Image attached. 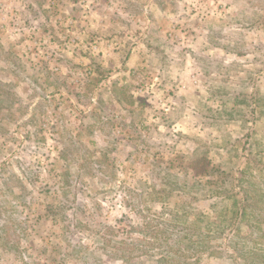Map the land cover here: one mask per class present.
<instances>
[{
  "label": "rangeland",
  "instance_id": "rangeland-1",
  "mask_svg": "<svg viewBox=\"0 0 264 264\" xmlns=\"http://www.w3.org/2000/svg\"><path fill=\"white\" fill-rule=\"evenodd\" d=\"M0 264H264V0H0Z\"/></svg>",
  "mask_w": 264,
  "mask_h": 264
},
{
  "label": "trees",
  "instance_id": "trees-1",
  "mask_svg": "<svg viewBox=\"0 0 264 264\" xmlns=\"http://www.w3.org/2000/svg\"><path fill=\"white\" fill-rule=\"evenodd\" d=\"M196 167H194V169H195ZM198 173H200L199 171H198Z\"/></svg>",
  "mask_w": 264,
  "mask_h": 264
}]
</instances>
